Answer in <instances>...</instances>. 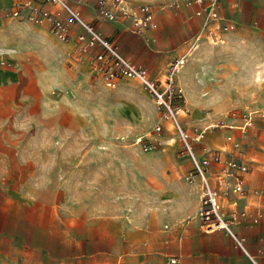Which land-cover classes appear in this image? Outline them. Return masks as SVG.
<instances>
[{
    "label": "rangeland",
    "instance_id": "obj_1",
    "mask_svg": "<svg viewBox=\"0 0 264 264\" xmlns=\"http://www.w3.org/2000/svg\"><path fill=\"white\" fill-rule=\"evenodd\" d=\"M151 1L157 12L164 6ZM230 14L225 16L232 29L214 30L205 18L200 39L177 54L156 57L160 53L138 45H129V50L143 51L159 66L152 73H160L161 79L171 62L185 60L176 78L187 111H179L178 117L189 131L205 129L203 140L195 143L200 157L208 150L205 137L222 134L225 143L218 149L226 157L243 159L248 171H264V3H247ZM162 17L156 15L157 28ZM71 56L64 59L59 88L48 93L40 112L19 129L15 147L22 158L6 161L12 169L1 171L3 182L15 184L21 199L20 204L3 203L0 195V213L12 214L0 221V229L17 235L15 240L0 239V249L11 252L0 257V264H170V256H177L179 264H234L238 250L231 239L223 231L205 234L193 218L197 203L191 206L182 193L189 160L176 130L161 119L141 84L122 77L108 87ZM248 112L252 124L242 129ZM158 123L163 127L154 133ZM138 139L154 141L155 149L143 151ZM142 186L160 193L174 186V192L170 200L157 202ZM55 207L76 229L105 214L126 219L144 238H59L53 231ZM43 221L46 230L40 226Z\"/></svg>",
    "mask_w": 264,
    "mask_h": 264
},
{
    "label": "crops",
    "instance_id": "obj_2",
    "mask_svg": "<svg viewBox=\"0 0 264 264\" xmlns=\"http://www.w3.org/2000/svg\"><path fill=\"white\" fill-rule=\"evenodd\" d=\"M128 1L131 4L148 2L153 6L155 15H163L160 19V27L149 32V35L155 38L154 42L145 41L128 31L125 28L127 21L122 18L115 21H105L98 18L96 0L85 5L74 6L80 10L85 20L92 22L105 37L115 42L123 56L142 64L153 77L161 79L160 73H152V70L154 71L159 66L153 65L150 60H147L143 51L138 54L132 53L129 50V45H138L143 47L141 49L145 51L148 48L153 52L160 53L156 57H166L162 54L170 52L177 54V50L182 46L190 43L196 35H201L202 31H206L205 17L194 14L195 6H186L180 2L174 4V0H154L159 4H164L159 12L155 10L154 2L151 0ZM14 2L16 0H0V195L4 197L3 203L20 204L18 200L21 198L16 195L20 190L15 184L8 186L4 183L1 171L12 169L9 168L11 165L6 167V161L22 158L18 150L19 147H15L16 144H20L19 129L26 128L27 122L32 119L33 115L40 112L41 104L47 100L48 93L53 95V91L59 88L63 79L64 59L66 55L74 56L77 52L73 37L67 41H62L48 30L45 23L20 22L6 17L5 10ZM105 2L109 3V0H105ZM166 3L168 5L165 6ZM247 3L262 4L264 0H221L219 22L222 25L233 24L232 20L225 15L238 13L244 9V5ZM157 20L156 22H158ZM72 29L77 30L75 25L72 26ZM196 29L198 32L192 34V31ZM213 29L216 30L214 27ZM71 61L80 64L75 62L72 56ZM81 65L86 67L84 63ZM164 71L166 72V70ZM165 72L161 75L162 77ZM89 73L92 77L103 80L102 77L94 75L90 70ZM52 95L50 96L52 97ZM207 136L203 142L206 149L219 150L218 148L225 143L222 134H216L215 137L209 139ZM206 138L207 142H205ZM186 185L182 190L184 200L189 201L191 206L197 203L194 210L195 214L199 202L200 184L196 180L193 184L186 182ZM141 190L142 192H151L153 199L158 202L159 200H170L174 186H168L161 193L157 189H155L156 191L148 190L146 186H142ZM220 203L224 213H235L238 216V222L233 226L234 230L245 238L248 250L256 256L258 263L264 264V171L245 172L242 175V191L239 193L231 190L224 191L220 195ZM43 207H47L46 204ZM194 214L193 218L195 217ZM10 215H12L10 212L0 213V221L9 218ZM52 215L54 216L53 231L60 234L58 237L62 239L120 241L144 238L141 230L132 228L128 221L123 218H109L103 214L90 222L83 221V227L76 229L73 227V223L63 221V212L57 207H55ZM61 224L63 226L68 224L71 227L62 228ZM40 226L46 230L48 225L43 221ZM217 232L220 231L204 233L211 235ZM16 236L15 230L7 232L0 229V239L15 240ZM9 255H11L10 251L4 252L0 249V257H8ZM234 258V264H249L239 250L235 252ZM8 264L13 263L9 262Z\"/></svg>",
    "mask_w": 264,
    "mask_h": 264
},
{
    "label": "built area",
    "instance_id": "obj_3",
    "mask_svg": "<svg viewBox=\"0 0 264 264\" xmlns=\"http://www.w3.org/2000/svg\"><path fill=\"white\" fill-rule=\"evenodd\" d=\"M92 0H16L5 10V16L16 21L29 23H45L48 30L62 41L73 37L76 52L73 59L77 63H84L94 74L103 78L106 86L114 87L119 78L136 79L144 91L149 95L163 121L170 123L180 139L182 153L189 160V168L184 174L187 183L196 180L200 184L199 202L194 216L204 228L205 233L223 231L248 260L249 264H259L245 243V238L238 234L233 226L238 222L235 213H224L220 203V195L227 190L239 193L242 191V175L249 170L246 162L241 158L226 157L222 150L209 148L205 156L200 157L196 152L195 143L201 142L205 129L189 131L181 125L179 111L185 103L182 88L177 84L176 74L185 63L183 58H177L168 65L163 79L153 77L142 64L137 63L121 54L118 46L105 37L94 24L87 21L74 5H85ZM186 6H195L194 14L204 16L212 26L219 30H229L233 24L221 26L219 9L221 0H174ZM97 17L105 21H115L122 18L127 21L125 28L148 42L155 38L149 35L157 27L153 6L148 2L131 4L128 0H96ZM76 26V31L72 26ZM195 36V41L200 39ZM242 129L252 124V113L243 116ZM163 125L158 123L153 132L157 133ZM156 142V141H155ZM143 151L155 149L152 140H137ZM170 264H179L177 256L169 257Z\"/></svg>",
    "mask_w": 264,
    "mask_h": 264
},
{
    "label": "bare ground",
    "instance_id": "obj_4",
    "mask_svg": "<svg viewBox=\"0 0 264 264\" xmlns=\"http://www.w3.org/2000/svg\"><path fill=\"white\" fill-rule=\"evenodd\" d=\"M72 43V42H71ZM189 55H193V51L189 53ZM257 78H259V72L257 73ZM182 113H184L182 110H181ZM233 126V125H232Z\"/></svg>",
    "mask_w": 264,
    "mask_h": 264
}]
</instances>
